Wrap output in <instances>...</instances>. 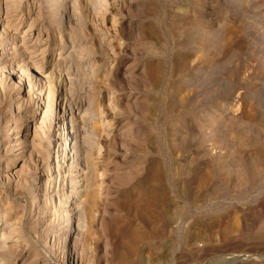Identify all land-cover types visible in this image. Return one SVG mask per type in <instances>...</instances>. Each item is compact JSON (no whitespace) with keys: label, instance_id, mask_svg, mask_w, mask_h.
I'll return each mask as SVG.
<instances>
[{"label":"rangeland","instance_id":"rangeland-1","mask_svg":"<svg viewBox=\"0 0 264 264\" xmlns=\"http://www.w3.org/2000/svg\"><path fill=\"white\" fill-rule=\"evenodd\" d=\"M33 2L0 23V264H264V0Z\"/></svg>","mask_w":264,"mask_h":264},{"label":"bare ground","instance_id":"bare-ground-1","mask_svg":"<svg viewBox=\"0 0 264 264\" xmlns=\"http://www.w3.org/2000/svg\"><path fill=\"white\" fill-rule=\"evenodd\" d=\"M29 1L30 0H4L3 2H0V15H1L0 16V23L1 24H5V27H4L5 29L6 28H10L11 26H14L15 24H17L19 22H22L26 18L29 10L31 8H33V4H34V2H33L34 0H31L30 3H29ZM57 4L62 5L63 9L65 11L69 10V7H67V5L64 4V0H57ZM35 20H37V18H34L33 23H36ZM31 29L32 28H31V25H30L29 28L24 32V35H29V33H30L29 31ZM14 40H15L16 43L18 42V44H19V46L12 48V49L15 50V51L13 50L14 51L13 52L14 55H17V56H19L21 58L25 57L24 60H26V58L28 57L27 56L28 45L31 43V39L18 35V36H16L14 38ZM36 40L37 41L35 42V45L40 48V45H42L44 42L43 41H38V39H36ZM39 48L37 49V51H39ZM28 52H30V51H28ZM3 54H4V52L0 51V55H3ZM24 60L14 59V60H12V64L15 61H21V62H19V63H21V66H19V67H23L24 68V67H26V64H29L28 62L23 63ZM42 63H43V61L42 62L39 61V64H37V67H40L41 66L40 64H42ZM14 66L18 67L17 65H14ZM29 68L34 70V71H39V70L35 69V67H32V66L29 67ZM26 71L29 72L28 70H26ZM31 73H30V77H32V75H33V73L32 74ZM46 77H47V75H46ZM38 78H39V80L35 81L36 82L35 87H37V91H38L36 96H37V99H38L37 103H41L42 102L40 104V108H42L43 106H45L44 103H43V100H45L44 93H45L47 87H46V83L45 82L43 83V80L45 79V77H43L42 74H39ZM36 79H37V76H36ZM65 80L68 81V79H65ZM30 87H31V85H30ZM64 87H66V85ZM82 110H83L82 109V105H78L75 110L70 108L67 111V113H64L65 112L64 111L63 115H61L60 117H58L56 119L54 118L52 120V129L53 130L58 129V132H57L58 134L56 135V137L54 139V143L57 146L56 161L54 163V161L52 160L53 162H51L50 165H54V168H53V170H50V169L47 170L46 179H44L45 181H47V180L54 181L56 179V177L61 179L63 176L66 177L67 174H72L74 172V170H73L74 163L72 161V159L74 158V155L71 154V150H72L71 143H73V140L76 139L74 135L78 134L80 126L83 125L82 124V120H83L84 116L80 115ZM28 114H29V116H27V119H31L32 115H34V111H32V112L30 111V112H28ZM35 124H36L35 120H33L27 126L26 125H19L17 127L18 133H20L21 131L22 132L24 131V132H27V135H29L31 130H32V127H33V129L35 128ZM14 131H16V130H14ZM75 131L76 132L78 131V132L75 134L74 133ZM36 132L37 131H36V128H35L34 129V133L36 134ZM26 139H24L25 143H27ZM15 143H16V146H14L11 149V151H10V152H12V154H14L13 151H15V147H18V146H20L22 144V143L21 144H17V142H15ZM81 151H82V159L84 160L85 159L84 157L87 155L86 154L87 151H85V149H82ZM20 155L21 156L18 158V161L21 160V158L23 157L24 154H20ZM49 171H50V173H49ZM78 176H81V175H78ZM71 177H74V176H71ZM81 186L83 187L84 183H82ZM86 188H87V186H86ZM86 188L84 187V189H81V190L77 191L76 192L77 196H75L74 198H78L79 194H83V193L85 194L87 192ZM37 201H39V200H37ZM66 204H67L66 201L63 204H60L59 210H63V211L64 210H69L70 208ZM41 213H43V212H41ZM7 216H8L7 213H5L2 216V218L0 219V226H4L5 228L7 227L6 224L8 223V221L7 220H3V218L7 217ZM68 216H70V214L63 215L62 217H64V219H67ZM5 228L4 229H0V233L3 232L2 233V239L6 238V234L4 232Z\"/></svg>","mask_w":264,"mask_h":264}]
</instances>
